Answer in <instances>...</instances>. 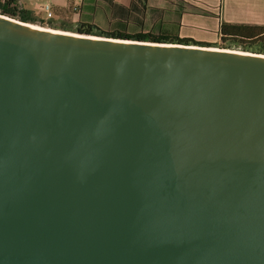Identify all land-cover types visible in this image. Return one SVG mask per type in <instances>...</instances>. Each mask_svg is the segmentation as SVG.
<instances>
[{
	"label": "water",
	"instance_id": "obj_1",
	"mask_svg": "<svg viewBox=\"0 0 264 264\" xmlns=\"http://www.w3.org/2000/svg\"><path fill=\"white\" fill-rule=\"evenodd\" d=\"M32 25L0 13V264H264V54Z\"/></svg>",
	"mask_w": 264,
	"mask_h": 264
},
{
	"label": "crops",
	"instance_id": "obj_2",
	"mask_svg": "<svg viewBox=\"0 0 264 264\" xmlns=\"http://www.w3.org/2000/svg\"><path fill=\"white\" fill-rule=\"evenodd\" d=\"M52 3L63 8L71 3L76 19L98 27H114L116 21L137 30L141 20L150 9H162V3L172 0H56ZM180 13L183 37H202L204 34L218 35L222 22L264 26V0H184ZM24 7V6H23ZM183 7V6H182ZM54 8V7H53ZM206 36V35H205ZM182 37V36H181ZM200 41V40H197ZM204 41V40H201Z\"/></svg>",
	"mask_w": 264,
	"mask_h": 264
},
{
	"label": "trees",
	"instance_id": "obj_3",
	"mask_svg": "<svg viewBox=\"0 0 264 264\" xmlns=\"http://www.w3.org/2000/svg\"><path fill=\"white\" fill-rule=\"evenodd\" d=\"M18 1L19 0H0V13L22 21L34 23L36 21L35 16H33L27 8L21 7ZM61 28L80 33L115 38L209 45L207 44L208 42H200L190 37H181L177 34L168 33L167 31L159 33L143 31L142 29L129 31L131 27H127L126 23L120 21H116L115 26L111 27L109 30H104L92 23L81 21L76 23L75 27L61 24ZM218 35L223 42V45H225L222 47L228 48L231 47L230 45H235L241 46V49L245 51L264 54V26L222 22L219 27Z\"/></svg>",
	"mask_w": 264,
	"mask_h": 264
},
{
	"label": "rangeland",
	"instance_id": "obj_4",
	"mask_svg": "<svg viewBox=\"0 0 264 264\" xmlns=\"http://www.w3.org/2000/svg\"><path fill=\"white\" fill-rule=\"evenodd\" d=\"M56 0H19L18 3L21 7L27 8L30 13L35 16L36 21L33 23V25L44 27V28H54V29H60L61 24H66L68 26L75 27L76 23L79 22L78 19H76L75 12L72 9V4L69 2L67 5L63 8H58L54 6L52 3H56ZM184 0H172V2L168 3H162V9H150L148 13L146 14L145 18L141 20L140 25H138L137 30L142 29L143 31H150L154 33H159L163 31H167L171 34H177L179 36H183L180 33V29L182 28V21L180 16L181 11L188 10V11H194L192 8L184 7ZM46 3H51L54 7V16L50 19H47L45 15L41 12L40 7ZM183 6V7H182ZM51 20V21H50ZM104 30H109L110 28L107 26L101 27ZM70 32H75L72 30H67ZM129 31H136L135 29H129ZM206 35V36H205ZM204 37L201 39V37L195 38L197 40H204V42H208L212 47L217 48H227L222 47L223 42L219 38V35L212 36L210 34H204L202 35ZM264 38V35H263ZM231 47H228V49H241V46H235L230 45Z\"/></svg>",
	"mask_w": 264,
	"mask_h": 264
},
{
	"label": "built area",
	"instance_id": "obj_5",
	"mask_svg": "<svg viewBox=\"0 0 264 264\" xmlns=\"http://www.w3.org/2000/svg\"><path fill=\"white\" fill-rule=\"evenodd\" d=\"M75 9V7H73ZM41 12L45 15L47 19L54 16V9L51 3H46L40 7Z\"/></svg>",
	"mask_w": 264,
	"mask_h": 264
},
{
	"label": "bare ground",
	"instance_id": "obj_6",
	"mask_svg": "<svg viewBox=\"0 0 264 264\" xmlns=\"http://www.w3.org/2000/svg\"><path fill=\"white\" fill-rule=\"evenodd\" d=\"M31 25V24H30ZM32 26H35L39 29H43V30H49V31H55V32H63V33H71L70 31H67V30H58V29H54V28H44V27H40V26H36V25H32ZM72 34V33H71ZM195 47H198V46H195ZM200 48H205V49H216V47H200ZM225 50H228V48H226ZM234 52H237V53H240V54H243V52L241 51H234ZM244 54H250V52L248 53H244Z\"/></svg>",
	"mask_w": 264,
	"mask_h": 264
}]
</instances>
